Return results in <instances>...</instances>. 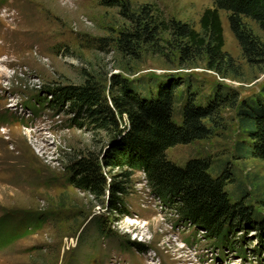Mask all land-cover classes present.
Returning <instances> with one entry per match:
<instances>
[{
  "label": "rangeland",
  "instance_id": "obj_1",
  "mask_svg": "<svg viewBox=\"0 0 264 264\" xmlns=\"http://www.w3.org/2000/svg\"><path fill=\"white\" fill-rule=\"evenodd\" d=\"M130 5L133 11L151 5L196 31L202 13L213 7L212 0H130ZM219 16L222 52L231 60L224 76L201 60L179 66L148 50L138 56L118 51L117 37L130 23L119 8L96 0H0V264H264V250L256 251L257 231L236 233L230 238L234 248L216 247L153 197L140 172L126 185L125 214L109 213L105 199L73 188L69 162L96 153L106 137L69 127L71 116L39 109L35 101L45 97L44 88L80 85L87 77L107 88L113 75L147 89L172 76L180 82L179 93L190 92L201 105L215 93H234L239 103L256 97L264 88V65L244 59L227 14ZM244 22L264 41L254 22ZM181 107L182 102L175 107L176 123ZM206 125L207 139L175 146L167 159L180 167L206 160L212 175L229 171L230 201L247 199L264 222V206L256 201L264 197V163L236 154L238 144L248 142L236 109L224 107L214 124ZM98 218L106 221L109 238L98 234ZM30 221L43 224L31 230Z\"/></svg>",
  "mask_w": 264,
  "mask_h": 264
},
{
  "label": "trees",
  "instance_id": "obj_2",
  "mask_svg": "<svg viewBox=\"0 0 264 264\" xmlns=\"http://www.w3.org/2000/svg\"><path fill=\"white\" fill-rule=\"evenodd\" d=\"M96 1L104 7L119 8L129 21V27L116 40L118 51L126 55L138 56L140 50H148L172 58L179 66L201 60L206 69L224 76L231 69V60L222 52V11L244 59L250 65H264V41L244 22H254L264 34V0H212L213 7L200 17L199 31L188 23L166 19L151 5L133 11L130 0ZM179 88L180 82L172 76L152 81L150 89L116 75L103 88L87 77L80 85L44 88L45 97L35 101L39 109L71 116L69 127L87 128L106 137V144L96 153L72 159L67 173L73 188L95 200L105 199L109 213L125 214L122 197L126 185L134 172H140L153 197L216 247L234 248L232 236L254 229L260 237L256 251L264 250V222L245 203L247 199L230 201L226 187L234 180L229 171L212 175L206 160L191 159L180 167L166 156L175 146L207 139L211 130L206 124H214L221 110L229 107L236 109L239 128L248 139L238 144L236 154L264 163V88L260 95L240 103L234 93H215L205 105L190 92L183 97ZM179 102L181 121L176 123L173 114ZM115 170L119 173L110 176L108 171ZM256 201L264 206V197ZM42 224L30 221L27 228L35 230ZM94 225L100 237H110L106 221L98 218Z\"/></svg>",
  "mask_w": 264,
  "mask_h": 264
}]
</instances>
